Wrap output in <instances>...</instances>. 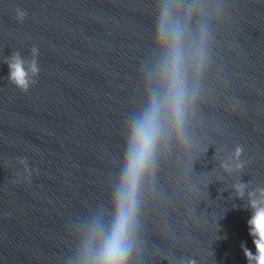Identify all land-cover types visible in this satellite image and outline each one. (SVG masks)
<instances>
[{"label":"water","instance_id":"water-1","mask_svg":"<svg viewBox=\"0 0 264 264\" xmlns=\"http://www.w3.org/2000/svg\"><path fill=\"white\" fill-rule=\"evenodd\" d=\"M224 3L230 15L216 26L193 145L159 160L134 264H247L242 241L255 253L251 209L232 189L264 187V0ZM155 8L156 0H0V264H61L70 219L107 199L125 113L140 101ZM33 47L39 75L24 92L7 79L5 59H31ZM230 158L242 167L223 168Z\"/></svg>","mask_w":264,"mask_h":264},{"label":"clouds","instance_id":"clouds-1","mask_svg":"<svg viewBox=\"0 0 264 264\" xmlns=\"http://www.w3.org/2000/svg\"><path fill=\"white\" fill-rule=\"evenodd\" d=\"M16 14L21 19L27 15L19 8ZM229 15L224 0H156L151 52L139 68L140 101L124 116L122 151L109 195L70 219L71 239L61 264H134L144 192L163 154L193 145L191 120L213 68L216 26ZM37 56L33 47L31 59L19 52L5 59L7 79L21 91H29L39 75ZM239 154L237 149L234 155ZM222 167L232 171L242 164L230 158ZM232 191L246 198L251 209L247 228L255 253L241 242L247 264H264V187L239 182Z\"/></svg>","mask_w":264,"mask_h":264}]
</instances>
